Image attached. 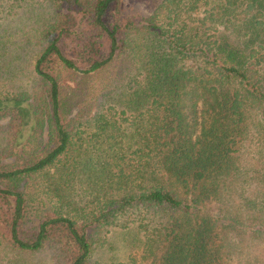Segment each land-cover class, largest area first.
<instances>
[{
	"label": "trees",
	"instance_id": "16d2710c",
	"mask_svg": "<svg viewBox=\"0 0 264 264\" xmlns=\"http://www.w3.org/2000/svg\"><path fill=\"white\" fill-rule=\"evenodd\" d=\"M122 1L44 0L34 82L0 94V239L90 264L92 224L117 225L149 264H264V0H151L142 16ZM120 43L132 64L103 98L88 79ZM68 75L84 82L71 98Z\"/></svg>",
	"mask_w": 264,
	"mask_h": 264
},
{
	"label": "rangeland",
	"instance_id": "374dc122",
	"mask_svg": "<svg viewBox=\"0 0 264 264\" xmlns=\"http://www.w3.org/2000/svg\"><path fill=\"white\" fill-rule=\"evenodd\" d=\"M123 10L127 14L145 15L155 1L151 0H123ZM75 11L79 29L85 28V17L82 12ZM46 11L44 0H0V94H10L21 89L30 87L33 80L32 63L36 57V35L41 26V16ZM103 54L107 56L109 42L103 38ZM121 49L118 56L110 62L109 66L100 73L94 74L88 79V83L99 86L103 98L118 97L122 93V85L126 82L125 73L131 66L132 50L130 47ZM62 52L73 59H77L76 44L65 38L61 40ZM79 67L82 66L78 63ZM80 79L71 75L62 79V95L70 97L69 94L76 92ZM86 83V84H88ZM72 104L70 110L66 111L67 121L75 124L79 119H84L83 113L78 110L82 108L80 97ZM1 135V134H0ZM0 136V147H2ZM3 161L10 160L1 157ZM35 189L39 191L44 186L39 177L34 180ZM31 182V183H32ZM28 190H31L29 187ZM42 191L43 188H42ZM75 194V189L73 190ZM43 198L49 207L51 202L45 198L44 192L38 194ZM209 212L214 211V205L208 204ZM46 211L44 210V213ZM88 239L91 242L90 264H149L142 252V236L135 231L130 232L119 228L117 225H110L104 229L95 228L92 224L88 231ZM57 252L50 246L45 245L37 251H23L12 247L8 242L0 239V264H60L57 261Z\"/></svg>",
	"mask_w": 264,
	"mask_h": 264
}]
</instances>
